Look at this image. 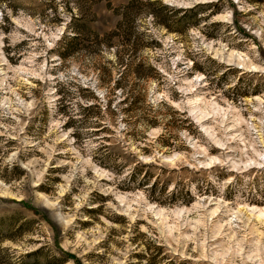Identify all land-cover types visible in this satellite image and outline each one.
Returning <instances> with one entry per match:
<instances>
[{
  "label": "rangeland",
  "instance_id": "1",
  "mask_svg": "<svg viewBox=\"0 0 264 264\" xmlns=\"http://www.w3.org/2000/svg\"><path fill=\"white\" fill-rule=\"evenodd\" d=\"M129 1L0 0V264H264V0Z\"/></svg>",
  "mask_w": 264,
  "mask_h": 264
},
{
  "label": "trees",
  "instance_id": "2",
  "mask_svg": "<svg viewBox=\"0 0 264 264\" xmlns=\"http://www.w3.org/2000/svg\"><path fill=\"white\" fill-rule=\"evenodd\" d=\"M137 1L138 0H130L129 3H127L123 8L121 12V19L116 23L114 29H112L109 33H106L103 35V38H106V47H112L113 44L111 43L112 40H117L121 45V49H116L117 53L121 52L124 56L126 55L125 58V68L130 67L132 68V71L135 73V76H141L143 74L146 75L147 73H154L157 74L158 72L156 69L152 66L149 65L148 63H144L143 60L138 58V53H139V41L140 38L143 37H150L151 35H146L143 32H140L137 28V25L135 24V19H134V12L136 11L137 8ZM165 10H169L168 7L162 6ZM154 17V15H153ZM156 17V15H155ZM72 31H74V35L72 36L73 40H75L78 36V30L74 28H71ZM96 36H98L97 32H94ZM104 40V39H103ZM150 42H147L146 47H153V38L149 39ZM116 47V46H115ZM119 50V51H118ZM135 59H137L135 62ZM134 63V64H133ZM132 72V73H133ZM118 85V84H117ZM133 104L135 101H132ZM132 104V103H131ZM131 108V107H129ZM153 125H156L157 122L153 121ZM101 165L106 166L109 169L110 166H107L105 163L101 162Z\"/></svg>",
  "mask_w": 264,
  "mask_h": 264
}]
</instances>
